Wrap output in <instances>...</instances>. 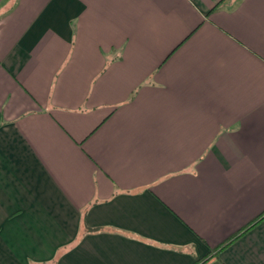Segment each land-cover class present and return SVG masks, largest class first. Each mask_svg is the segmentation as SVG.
I'll return each instance as SVG.
<instances>
[{
	"label": "crops",
	"instance_id": "crops-1",
	"mask_svg": "<svg viewBox=\"0 0 264 264\" xmlns=\"http://www.w3.org/2000/svg\"><path fill=\"white\" fill-rule=\"evenodd\" d=\"M262 211L264 0H0V264H192Z\"/></svg>",
	"mask_w": 264,
	"mask_h": 264
},
{
	"label": "trees",
	"instance_id": "trees-1",
	"mask_svg": "<svg viewBox=\"0 0 264 264\" xmlns=\"http://www.w3.org/2000/svg\"><path fill=\"white\" fill-rule=\"evenodd\" d=\"M262 216H264V211H262L260 214L256 216L254 220L247 223L242 229L237 231L235 234L230 236L228 239H226L224 242L220 243L216 247L212 249V252H208L207 254L197 258L192 264H203L205 261H207L212 255L216 254L221 247H223L225 244L230 242L232 239L236 238L238 235H240L243 231H245L247 228H249L251 225H253L257 220H259Z\"/></svg>",
	"mask_w": 264,
	"mask_h": 264
}]
</instances>
